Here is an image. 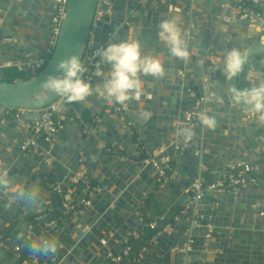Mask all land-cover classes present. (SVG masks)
Masks as SVG:
<instances>
[{
	"label": "water",
	"instance_id": "obj_1",
	"mask_svg": "<svg viewBox=\"0 0 264 264\" xmlns=\"http://www.w3.org/2000/svg\"><path fill=\"white\" fill-rule=\"evenodd\" d=\"M57 2L0 0L3 72L9 61L44 53ZM97 2L67 0L45 68L28 80L0 82V136H10L14 145L0 155L15 189L0 192V264H110L108 254L117 255L137 241L132 236L143 231L142 216L162 234L152 240L146 233L143 243L117 264H181L182 254L171 250L187 247L189 240V264H264V130L243 115L248 107L234 103L228 92L231 87L248 89L264 78V0L252 4L262 14L258 25L240 19L228 0H112L111 16L98 23L95 41L139 40L144 53L163 60L164 76L142 77L144 94L126 105L89 96L63 117L65 127L52 144L40 142L22 157L24 136L15 121H6L4 109L39 110L59 98L43 90L42 82L49 74L58 75L55 66L61 59L77 55L82 60ZM233 14L236 21H231ZM166 19H175L181 28L187 60L171 56L159 39V24ZM22 30L39 35L20 34ZM233 48L246 51L248 62L227 80L223 61ZM109 71L102 62L94 87ZM205 75L212 76L207 88L218 95L194 109L190 91L202 86ZM43 96L47 99L39 103ZM198 113L214 116L215 128L202 126ZM180 127L190 128L192 138L177 135ZM161 149L164 153L155 156ZM168 155L174 168L160 187L150 161L155 158L163 167ZM238 161L247 163L249 172L236 192L214 198L205 191L191 204V187L203 168L205 183L211 184ZM85 200L89 205H83ZM41 215L57 224L48 226ZM194 217L200 227L190 234L186 229ZM18 244L23 245L19 259ZM33 245L41 251L34 252Z\"/></svg>",
	"mask_w": 264,
	"mask_h": 264
},
{
	"label": "built area",
	"instance_id": "obj_2",
	"mask_svg": "<svg viewBox=\"0 0 264 264\" xmlns=\"http://www.w3.org/2000/svg\"><path fill=\"white\" fill-rule=\"evenodd\" d=\"M258 0H228V7L237 11V16L242 20L250 21H261V12L252 7V4H257ZM66 5L67 0H58L57 6L55 8V13L50 22V35L47 42L44 45V53L41 55H27L22 56L17 60L9 61L3 64L4 69L14 70L27 78L33 77L37 72H40L45 68L47 62L52 56L58 41L62 23L66 17ZM113 2L112 0H98L92 25L90 27L86 48L82 57L81 62L87 68V71L83 75L85 81L92 83L93 87L96 82L97 76L100 74V67L102 61L100 57L96 55L97 49L106 47L107 44L98 43L95 41L96 33L98 28V23L105 17L111 16ZM178 74L183 77V71H179ZM212 81L211 75H205L203 77L202 86L200 91H190V95L195 99L194 109L200 108L203 104L215 100L217 94L207 88V84ZM79 102L67 103L62 97H59L51 105L39 109V110H27V109H4L6 118H11L19 123L21 131L25 134V139L21 146L22 157L30 156L34 150L39 147V143L52 144L53 140L56 138L57 134L64 129L65 123L63 117L66 116L67 112L76 106ZM125 110V107L120 108ZM243 115L251 122H255L260 128L264 130V120L260 119L259 113H253L249 110H244ZM99 122L100 118H96ZM165 149H161L158 154L164 153ZM178 147H174V151H177ZM152 166L158 172L157 182L160 187H164L169 179V175L173 170V156H166L162 160V164L159 163L155 158L150 161ZM206 168L202 169V174L197 178L191 187L192 192H194V201L197 202L205 191L213 192V197L216 198L217 195H228L236 192L240 185L244 181V175L249 172V167L247 163L236 162L228 166L227 175L217 179L211 184L205 183V176L203 172ZM236 171H238L236 173ZM7 173L6 168H0V175ZM89 189V188H88ZM83 205H89L87 200L83 201ZM81 211V210H80ZM79 211V212H80ZM82 212V211H81ZM39 219L47 220L46 215L39 216ZM139 223L142 224L143 230L152 233V240L157 239L162 232L157 229L155 223H148L144 216L138 219ZM57 224V220H47L48 226H54ZM200 227V221L197 217L190 220L187 232L192 233L194 229ZM134 239L138 238V235L132 236ZM2 239V236L0 235ZM130 239H127L129 241ZM191 243L189 240L187 247L179 249H172V253L179 252L182 254L181 264H189V252L191 251ZM23 245L17 246L16 256L19 259L22 255ZM132 251V246L127 245L117 255L108 254L107 258L110 264H117L122 259L129 257Z\"/></svg>",
	"mask_w": 264,
	"mask_h": 264
},
{
	"label": "clouds",
	"instance_id": "obj_3",
	"mask_svg": "<svg viewBox=\"0 0 264 264\" xmlns=\"http://www.w3.org/2000/svg\"><path fill=\"white\" fill-rule=\"evenodd\" d=\"M159 39L168 46L171 56L187 60L189 51L182 35V30L175 19L164 20L159 24ZM96 55L110 67V71L102 84L93 87L92 83L83 79L87 71L85 65L77 55L61 59L56 64V74H49L42 82V89L47 93L62 97L67 103L82 102L89 96L98 95L109 104L126 105L130 100H140L144 94V80L142 77H163L165 74L163 60L155 55L143 52L141 42L129 39L121 42L109 43L106 47L97 49ZM248 62L247 52L233 48L228 51L223 61V74L227 80L241 73ZM234 103L246 105L250 112L259 113L264 120V78L259 83L248 89H228ZM47 96L39 97L38 102L43 103ZM144 119L149 118V113L142 114ZM197 117L202 126L213 129L216 126L214 116L198 113ZM177 135H182L186 140L191 139L193 131L187 127H180ZM11 189L8 174L0 175V192ZM49 250H54V245L45 242ZM34 252L41 248L33 245Z\"/></svg>",
	"mask_w": 264,
	"mask_h": 264
},
{
	"label": "crops",
	"instance_id": "obj_4",
	"mask_svg": "<svg viewBox=\"0 0 264 264\" xmlns=\"http://www.w3.org/2000/svg\"><path fill=\"white\" fill-rule=\"evenodd\" d=\"M238 17L236 16V14H233L232 15V18H231V21H236L235 19H237ZM253 22V24L254 25H258V21L256 22V21H252ZM225 28H227V24H225V25H221V27H220V30H225ZM20 34H25V33H27V34H29V35H32V36H38L39 35V33H33V32H31V31H29V30H22V31H18ZM214 46V45H213ZM6 70H11V69H4V72L0 69V74L1 75H3V78H4V74H5V71ZM12 71H14V70H12ZM2 72V73H1ZM16 72V71H15ZM16 73H18V72H16ZM18 74H20V73H18ZM22 75V74H21ZM19 80V79H18ZM194 91H200V87H196V89L194 90ZM213 91V90H212ZM217 94V93H216ZM218 95V94H217ZM3 122H5V120H2ZM6 121H15V120H13V119H11V118H7V120ZM16 122V121H15ZM16 124H17V130H18V132L20 133H22L23 134V136H24V139H25V134L21 131V129H20V125H19V123L18 122H16ZM260 136V138L262 139L263 138V136L262 135H259ZM57 137V136H56ZM11 138H10V136L6 139V138H3V137H1L0 136V151L2 152L3 151V148H5V147H7L8 145V148L10 147L11 149L12 148H14V145H11V140H10ZM24 139H23V141H24ZM56 139V138H55ZM263 140V139H262ZM54 142V141H53ZM263 147H264V144H263ZM156 155H158V153H156L155 154V156ZM6 166H5V163H4V159H3V156L2 155H0V168H5ZM173 168H174V165H173ZM228 169V168H227ZM226 169V170H227ZM215 170V169H214ZM183 173H184V171H183ZM68 198V197H67ZM144 218H145V220L147 221V219H146V216H144ZM190 221V220H189ZM139 222V221H138ZM148 223H150V221H147ZM143 235H146V231L145 230H143L142 232H141V234L140 235H138V238L137 239H135V240H137L135 243H130V246H135V245H137V244H142L143 242H142V240H141V237L143 236ZM18 246H22V244H18Z\"/></svg>",
	"mask_w": 264,
	"mask_h": 264
},
{
	"label": "trees",
	"instance_id": "obj_5",
	"mask_svg": "<svg viewBox=\"0 0 264 264\" xmlns=\"http://www.w3.org/2000/svg\"><path fill=\"white\" fill-rule=\"evenodd\" d=\"M18 79L28 80L29 78L25 77L24 75L18 74L12 70H6L5 74H4V78L2 80H0V82H2V81L13 82V81H16ZM146 233H147V235L152 236L150 232L146 231Z\"/></svg>",
	"mask_w": 264,
	"mask_h": 264
},
{
	"label": "rangeland",
	"instance_id": "obj_6",
	"mask_svg": "<svg viewBox=\"0 0 264 264\" xmlns=\"http://www.w3.org/2000/svg\"><path fill=\"white\" fill-rule=\"evenodd\" d=\"M15 72V71H14ZM151 235H152V233H151Z\"/></svg>",
	"mask_w": 264,
	"mask_h": 264
}]
</instances>
